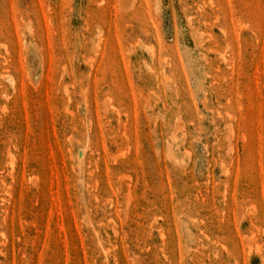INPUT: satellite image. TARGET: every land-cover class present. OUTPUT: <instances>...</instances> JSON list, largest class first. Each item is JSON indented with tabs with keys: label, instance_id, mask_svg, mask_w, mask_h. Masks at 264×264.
Listing matches in <instances>:
<instances>
[{
	"label": "rangeland",
	"instance_id": "rangeland-1",
	"mask_svg": "<svg viewBox=\"0 0 264 264\" xmlns=\"http://www.w3.org/2000/svg\"><path fill=\"white\" fill-rule=\"evenodd\" d=\"M0 264H264V0H0Z\"/></svg>",
	"mask_w": 264,
	"mask_h": 264
},
{
	"label": "bare ground",
	"instance_id": "bare-ground-1",
	"mask_svg": "<svg viewBox=\"0 0 264 264\" xmlns=\"http://www.w3.org/2000/svg\"><path fill=\"white\" fill-rule=\"evenodd\" d=\"M3 183V182H2Z\"/></svg>",
	"mask_w": 264,
	"mask_h": 264
}]
</instances>
